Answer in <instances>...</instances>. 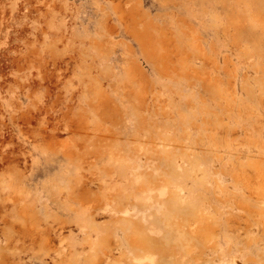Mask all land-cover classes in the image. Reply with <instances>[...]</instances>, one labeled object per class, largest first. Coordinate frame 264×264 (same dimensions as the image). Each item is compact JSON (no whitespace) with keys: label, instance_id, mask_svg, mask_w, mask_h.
I'll return each instance as SVG.
<instances>
[{"label":"rangeland","instance_id":"374dc122","mask_svg":"<svg viewBox=\"0 0 264 264\" xmlns=\"http://www.w3.org/2000/svg\"><path fill=\"white\" fill-rule=\"evenodd\" d=\"M0 264H264V0H0Z\"/></svg>","mask_w":264,"mask_h":264},{"label":"bare ground","instance_id":"6f19581e","mask_svg":"<svg viewBox=\"0 0 264 264\" xmlns=\"http://www.w3.org/2000/svg\"><path fill=\"white\" fill-rule=\"evenodd\" d=\"M181 168V167H180Z\"/></svg>","mask_w":264,"mask_h":264}]
</instances>
